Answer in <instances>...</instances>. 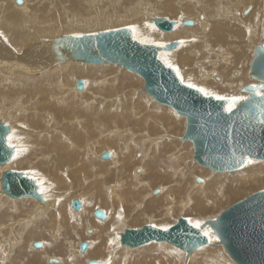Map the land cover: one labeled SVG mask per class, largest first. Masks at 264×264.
<instances>
[{
  "label": "rangeland",
  "instance_id": "rangeland-1",
  "mask_svg": "<svg viewBox=\"0 0 264 264\" xmlns=\"http://www.w3.org/2000/svg\"><path fill=\"white\" fill-rule=\"evenodd\" d=\"M38 1L33 0L32 2L31 0V7L36 9L35 12L38 10L34 12L35 14L42 15L43 13L44 16H40L41 19H39L42 20L41 24L47 21L46 24L41 25L42 28L38 27V31L43 33V36L39 38L41 40L42 37L47 40L56 35L60 39L62 33H65L64 35L68 33L87 35L123 27L136 29V22L140 20L141 13L137 12L134 7L132 11H128L127 8L131 7L134 2L143 4L148 8L149 13H153L152 16L158 15L177 22L172 32H164L156 27L149 15L143 17L146 25L152 28L149 36L151 38L162 36L160 40L143 41L153 42L162 47L173 41L182 42L176 51L177 58L173 57L177 61L169 57L171 51L176 48L171 50L163 48L160 58L164 62L167 60L171 63L175 71L179 69L178 76L186 85L191 83L195 85L192 88H204L215 95L229 98L234 97L232 92L234 83H236V88H244L245 93L248 91L246 94L249 95L244 94L243 96L246 99L250 98L251 94L262 91L260 86L264 85V82L252 76L251 66L257 55L256 48L262 41L261 36L264 35V0L259 2L255 0L256 6L251 14L252 9L248 13H240L249 3L247 0H169L167 2H171L175 8L177 14L175 17L166 13H158L160 9L163 10L165 0H122L115 5H111L110 0H95L94 2H91L93 0H76L77 2L72 0L75 3L71 0ZM13 2L15 3V0H5V5L4 2H0V7L6 10L0 13V16L3 14L0 20V33H2L0 51L7 57L15 58V62H20L24 66V61H27L25 52L30 49L39 51L41 48L33 46L32 42L38 38L35 36L32 39L34 31L30 34L25 33L21 23H15L9 18V13L12 10L14 12L22 4ZM90 3H94V6H90ZM57 4L64 8L65 4L67 7L71 5L65 9H70L71 14L75 11L78 19L71 22L75 27L69 26L66 20L63 24L58 21L60 26L55 25L57 24L54 20L55 15L58 20H63L67 16H65L66 10L58 7ZM44 12L49 13L47 15ZM51 12H53L52 15ZM185 18L196 19L198 25L195 27L196 24L192 26L183 24L182 20ZM232 18H234L232 22L225 21V19ZM111 20L117 22L114 23ZM200 21L211 25L208 31L203 29ZM225 23L248 25L243 35L246 42L242 43V49L246 52L243 60L246 61V65L244 66L235 62L238 48L234 46H242L238 41L240 37L238 32L231 30L228 34L232 40L224 44L216 41L215 34L212 36L209 33L212 26H224ZM253 31L256 32L257 39L252 35ZM137 39L142 42V39ZM50 56L51 54L44 56L47 59H44L42 66L46 68L38 70L40 72L37 71L38 73L32 76L23 73L24 69L21 68L23 66H20V71H17L5 69L3 65H0V121L13 127L8 133L9 142L18 151L16 157H13L5 166H0V177L6 169L24 171L29 176H35L40 187L46 190L48 197L42 196L45 202L42 204L44 206L50 204L49 207L45 206V210H41V203L33 197L12 198L1 192L0 182V199L4 202L0 206V212L6 216L9 214L8 218H4L3 221L0 217L2 221L0 225V264H27L28 259H33L34 255L38 256L34 251L44 248L49 254L38 256L42 261L37 264H56L50 261L54 256L61 257L60 264H64V257H72L70 248L77 250L79 240L90 239L94 242L101 240L102 235L99 237L96 225L91 226L85 221L82 222L86 218L102 222V219L94 215L97 207L104 211H114L112 204L119 206L117 215L122 216L119 230L123 232L127 228L138 229L148 224L169 228L180 217L188 218L190 221L202 218L204 222L217 219L234 203L254 192L264 190V160L249 158L245 165L228 172H214L200 165L193 156L195 153L193 142L183 139L187 128V118L171 106L158 104L143 90L145 81L138 73L116 64H90L65 60L66 55L62 56V53L56 59H51ZM42 60L40 58V61ZM37 61L39 59L33 60V62ZM9 62H11L10 59ZM242 67L245 68L246 73L243 72ZM240 73L245 74L240 76ZM217 75L221 77L219 81L215 79ZM31 77L40 80L39 84L36 86L35 84L33 86L21 84L31 82ZM79 79L84 80V87L90 91V94H87L86 90L82 93L72 90ZM97 81L99 84H96ZM15 82H17L16 85H14ZM253 86H256L255 89ZM239 91L242 92V90ZM235 96L241 97L237 93ZM240 102L242 101L238 100V103ZM99 112L101 117L98 116ZM85 115L90 116L86 117L88 121ZM99 120L103 124L97 125ZM148 133L151 136L163 138L159 145L152 141H145ZM84 149L85 153L81 151L84 156L82 164H72L73 153ZM108 149L114 151L115 158L101 159L100 153ZM159 161H164L168 168L158 165ZM136 167L141 168L139 172L136 171ZM230 172H233L232 176L225 177V174ZM99 173L110 176L111 181L102 183L98 176ZM195 175L197 178L205 177L209 181L205 188L194 186L199 183L197 178L193 180ZM148 184L150 188L147 187ZM160 185L166 192L164 196L158 195L162 192L158 188ZM152 188L158 191L154 195L151 193ZM210 188L212 191L209 193ZM147 194L148 198L143 201ZM115 196L120 199L113 200ZM171 196H174L179 203L190 197L188 210L190 214L180 213L176 209L174 216L165 220L166 223L162 225L156 221L151 223V213L158 218L160 216L167 218L168 215L163 212V205ZM98 197L103 198L93 204L95 198ZM49 198H57L58 203L62 200V205L51 207ZM76 198L80 201L83 199L89 204L86 206L88 211L84 218L79 217L80 214L75 216L79 210H75L70 205V200ZM141 202L143 207L138 209L137 206ZM24 204H33V206L26 207ZM153 208H155L154 212ZM71 212L74 216L69 217L71 223L68 224L65 217ZM3 223L5 225H2ZM86 227L87 229L93 228L94 233L86 232V234ZM209 230L211 234L218 237L210 226L206 227L204 232ZM117 231L113 230L110 233L111 229H107L106 232L109 234L105 233L103 236L109 238L107 239L108 250L101 252L96 250L93 254L89 251L85 257L96 258L93 260L102 257L104 258L103 264H110L111 257L114 255L117 258L116 264H147L146 259H150L152 255L155 257L154 264H165L166 254L162 249L147 252L149 246L162 244L169 247L170 255L175 254L179 257L180 262L176 264L185 263L187 251L172 244L169 245L167 242L152 241L153 243L136 248H126L125 245L121 247ZM78 233L80 236H77ZM38 241H42L43 244L35 247L33 242ZM55 242H62L65 246L58 245L56 248L54 247ZM219 242V237L210 239L212 245L207 244L194 250L190 254L188 263L237 264L229 256L224 245ZM215 243L217 245H214ZM144 247L148 248L142 249ZM112 250L114 252L110 255ZM136 251L142 254L133 256L132 253ZM49 256L51 257L48 260ZM85 257H78L79 261L75 260L73 264H86Z\"/></svg>",
  "mask_w": 264,
  "mask_h": 264
},
{
  "label": "water",
  "instance_id": "water-1",
  "mask_svg": "<svg viewBox=\"0 0 264 264\" xmlns=\"http://www.w3.org/2000/svg\"><path fill=\"white\" fill-rule=\"evenodd\" d=\"M22 2L15 0L16 4ZM152 21L164 32H172L177 25L176 21L166 17H154ZM192 21L185 19L183 23L192 25ZM60 41L66 49L65 60L116 64L138 73L145 81L143 90L158 104L171 106L187 118L183 139L193 142L194 159L200 165L214 172H228L245 165L248 158L264 160V97L252 94L228 112L225 108L229 100H217L215 96L204 95L198 89L188 87L175 69L168 67L160 58L161 50L174 49L176 41L163 47L143 43L136 38L133 28L127 27L87 35L68 34L60 37ZM256 53L251 74L264 82V50L258 46ZM83 87L84 80H77L76 88ZM10 130V124L0 121V166H5L16 151L7 142ZM110 156L109 151L101 154L104 159ZM0 182L1 192L12 198L34 197L45 203L39 192L40 184L27 172L6 169ZM71 206L79 210L82 202L78 198L73 199ZM94 215L106 219L103 209H95ZM189 221L180 217L166 231L151 224L138 229L127 228L121 234V243L136 248L152 241L167 242L187 251L184 263L187 264L194 250L211 244L210 237L204 235L205 228L210 226L237 264H264V190L234 203L217 219H209L199 228L193 227ZM88 244V241L81 242V253ZM34 245L39 247L40 243ZM50 261L58 262V259ZM89 264L100 263L90 260Z\"/></svg>",
  "mask_w": 264,
  "mask_h": 264
},
{
  "label": "bare ground",
  "instance_id": "bare-ground-1",
  "mask_svg": "<svg viewBox=\"0 0 264 264\" xmlns=\"http://www.w3.org/2000/svg\"><path fill=\"white\" fill-rule=\"evenodd\" d=\"M10 1V0H9ZM23 2H22V4L21 5H17V6H15V8L17 7V9L15 10L14 8V12H13V10H12V12H11V10H10V12L11 13H9V18H11L12 20H14V22L16 23H21V26L23 27V30L25 31V33H27V34H30L32 31H34L35 32V34H34V36L32 37V39L35 37V36H38V38L35 40V41H33L32 43L34 44L33 46H40V50L39 51H37V49H35V50H33V49H30L29 51H26L25 52V58H26V60L27 61H24V66L23 65H21V63L20 62H15L16 61V59L15 58H10V57H7V56H5L1 51H0V65H3V68H5V69H8V70H11V69H15V70H17V71H20V66H23V67H21V68H23L24 70H22L23 71V73H26V74H28V75H31L32 76V74H36V73H38V72H40V71H38V70H42V69H45L46 68V66H42V64H43V62H44V59H47V58H44V56L46 55V54H51V56H50V58L51 59H56L57 58V56H59L61 53H62V56H64V55H66V49L64 48V46H59V45H62V41H60V39H58V37H56V36H58V35H56L55 37H53L52 36V38L50 37V39H43V37H42V40L41 39H39L41 36H43V33L41 32V31H38V27H41V25L43 24H46V22L47 21H45V23L43 22L42 24H41V22H42V20L40 21L39 19H41L40 18V16H44L43 15V13H42V15H40L39 13H37V14H35L36 12H35V10H34V8H32L31 7V4H32V2H33V0H32V2H31V0H22ZM35 2H36V0H34ZM40 1V0H39ZM38 1V2H39ZM58 1V0H57ZM60 1H63V0H60ZM59 1V2H60ZM70 1V0H69ZM76 1V0H75ZM95 0H93V1H91V2H94ZM120 1H122V0H113V2H111V0H110V3H111V5H115V3H120ZM139 1H141V0H139ZM167 1H169V0H165L164 2H163V5H164V8H163V10H159L158 11V13H160V14H168V15H170V16H173V17H175V16H177V14H176V12H175V8L173 7V5H172V3L171 2H167ZM249 3H247L246 5H245V7L242 9V11H240V13L242 12V13H248V11H250V9H252L251 11H250V14L254 11V9H255V6H256V2H255V0H247ZM258 2L259 1H262V0H257ZM0 2H4V5H5V0L3 1V0H0ZM7 2V1H6ZM40 2H42V1H40ZM51 2H54L53 0H51ZM58 2V3H59ZM71 2H73V3H75L74 1H72L71 0ZM77 2V1H76ZM166 2V3H165ZM1 3V4H2ZM14 3V2H13ZM49 3V2H48ZM66 3V2H65ZM109 3V4H110ZM6 4H8V2L6 3ZM10 4H11V2H10ZM15 4V3H14ZM35 3H33V5H34ZM55 3H53V5H54ZM41 5H43L42 3H41ZM41 5H39V6H41ZM56 5V4H55ZM54 5V7H56ZM67 4H65V8H68V7H71V5L70 6H66ZM73 5V4H72ZM90 6H94V3H90L89 4ZM117 5H119V4H117ZM1 6V5H0ZM14 6V5H13ZM38 6V7H39ZM43 6H45V4L43 5ZM48 6V5H47ZM46 6V7H47ZM51 6H52V4H51ZM57 6L58 7H60L58 4H57ZM92 6V7H93ZM5 7V6H4ZM8 7H9V5H8ZM135 8V10L137 11V12H140L141 13V17L139 18L140 20H138L137 22H136V29H137V32H136V29H135V35H136V37L137 38H140V39H142V42H144V43H150V42H147V41H143V40H160L161 38H162V36H160L159 38H158V36H156L155 38H151V36H149V32H151L152 31V28H151V26L150 25H146V23H145V21H144V19H143V17H146L147 15H149L150 16V18H151V20L153 19L152 17L154 16H152V14L151 13H149V10H148V8L146 7V6H143V4H139L138 2H134V4L131 6V7H129V8H127V10L128 11H132L134 8ZM7 8V7H6ZM5 8V9H6ZM12 8V7H11ZM48 8H49V6H48ZM47 8V9H48ZM60 8H62V9H65L64 8V6H62V7H60ZM8 9H10V8H8ZM28 9H29V13H27L28 12ZM38 9V8H37ZM43 9V8H42ZM58 9V8H57ZM61 9V10H62ZM46 10V9H45ZM59 10V9H58ZM61 10H60V13H61ZM66 10V14H65V16H64V14H63V16L65 17V19H63V20H58L57 18H55L56 17V15L54 16V20H56V23L58 24H55V21H54V24L56 25V26H60L61 24H63L64 23V20H66V23L68 22L69 23V26H74L71 22L72 21H76L77 19H78V17H77V15L73 12V14H71V12H70V9H65ZM4 11H6V10H4L3 9V7H0V13H3ZM42 11V10H41ZM47 11V10H46ZM49 11V10H48ZM55 11V10H54ZM63 11V10H62ZM35 12V13H34ZM27 13V14H26ZM45 13V12H44ZM49 13V12H48ZM48 13L46 12L45 14H47L48 15ZM52 13L53 12H51L50 14L52 15ZM58 13V12H57ZM50 14H49V16H50ZM250 14H248V16L250 15ZM2 16H3V14H1ZM7 15H8V13H7ZM59 15V14H58ZM238 15V14H237ZM2 16H0V20H1V17ZM46 16V15H45ZM63 16H61V17H63ZM158 16V15H157ZM157 16H154V17H157ZM159 17V16H158ZM239 17V16H238ZM46 18V17H45ZM50 18V17H49ZM53 18V17H52ZM47 19H48V16H47ZM185 19H192V18H185ZM185 19H183L182 20V23H183V21L185 20ZM85 20H87V19H85ZM193 20V19H192ZM234 20V18H232V19H225V21H227V22H232ZM50 22H51V20H49ZM48 21V22H49ZM58 21H61L62 23L60 24ZM110 20H108V22H109ZM111 21H113L114 23H116L117 21L116 20H111ZM193 24L192 25H195V27L198 25V23H197V21H196V19H194L193 21ZM151 23H153L152 21H151ZM248 23V22H247ZM24 24V25H23ZM184 24V23H183ZM200 24H201V26L203 27V29L204 30H207L208 31V29H209V27L211 26L210 24H208V23H205L204 21H200ZM49 25V24H48ZM192 25H189V26H192ZM246 26H248L247 24H240V25H238V24H227V23H225L224 24V26H212L211 28H210V30H209V33H210V35H212L213 36V34H215V39H216V41L217 42H222L223 44L224 43H227V42H229V41H231L232 39H230V36H229V32H231V30H234V31H236V32H238L239 33V35H240V37L238 38V41L240 42V44H244L245 42H246V40L244 39V32H245V28H246ZM44 27V26H43ZM75 27V26H74ZM77 27V26H76ZM42 28V27H41ZM77 29V28H76ZM178 31V30H177ZM176 31V32H177ZM65 34V33H64ZM63 33L60 35L61 37H64V36H66V35H64ZM68 34H70V33H68ZM82 35H84V34H82ZM151 35H153V34H151ZM252 35H254V37H255V39H257L258 37H257V35H256V32H252ZM153 37V36H152ZM261 39H262V41L259 43V46L264 50V35L263 36H261ZM250 41H253L252 39H250ZM177 42V46L175 47L176 49H174L173 51H171L172 53H170L169 54V57L171 58V60H173V61H177V60H175L176 58H177V50L180 48V44L182 43L181 41H179V40H177L176 41ZM151 43H153V42H151ZM243 44H242V46H234V48H238L237 49V55H235V62H236V64H240V65H246V61H243L244 60V55H246V52L242 49L243 48ZM47 48H46V47ZM220 46V45H219ZM64 49V50H63ZM249 50V49H248ZM192 55H194V54H192ZM39 56H41L40 58H42L43 60L42 61H40V58H39ZM175 59H174V58ZM9 59H10V61L11 62H9ZM36 59H39V61H37V62H33V60H36ZM185 61V60H184ZM233 62V65H234V61H232ZM199 63H200V61H199ZM243 63V64H242ZM197 64V63H196ZM35 66V67H34ZM235 66V65H234ZM41 67V68H40ZM243 68V67H242ZM243 70V72H245V68H243L242 69ZM38 71V72H37ZM246 73V72H245ZM245 73H240V76L242 75V74H245ZM220 76H215V79H217L218 81L220 80ZM237 79V78H236ZM202 80H204V79H202ZM39 82H40V80L38 81L35 77L32 79V77H31V82H23V83H21V84H26V85H31V86H33L34 84H35V86L36 85H38L39 84ZM14 84V83H13ZM17 84V82H15V84L14 85H16ZM96 84H99V81H97V83ZM75 85V87H74V89H72V90H74V92H77V93H82V92H84L85 90H86V88L84 87V89L82 88V89H77L76 88V84H74ZM84 85H85V83H84ZM249 88V87H248ZM247 88V89H248ZM232 92H233V95H234V97H237V96H235V93H237L238 95H240L241 97H243L244 96V94H246L245 93V89L244 88H236V83H234L233 84V87H232ZM246 89V90H247ZM30 90V89H29ZM239 90H242V92H240ZM86 92H87V94H90V91L89 90H86ZM254 94H257V93H254ZM246 95H249V94H246ZM252 95V94H251ZM258 95V94H257ZM239 101H244V100H239ZM239 103H238V101H237V103H236V106L238 105ZM235 106V107H236ZM234 107V108H235ZM82 113H84V111H82ZM99 117H101V113L99 112V115H98ZM85 117V119H86V117H90L89 115H85L84 116ZM87 120V119H86ZM88 121V120H87ZM99 123L100 124H103L100 120L99 121H97V125H99ZM86 125H88V123H85ZM101 126V125H100ZM12 129H13V127L11 126V130L10 131H12ZM132 133V132H131ZM103 135V134H102ZM9 138H10V135L8 136L7 135V142H8V145H10V146H12V147H14L9 141ZM163 138L161 137V136H158V137H155V136H151L149 133H148V135H147V138L145 139V141H152L153 143H157V145H159V142L162 140ZM169 144V143H168ZM166 147H167V145H166ZM169 147V146H168ZM15 148V150L17 149L16 147H14ZM81 151H84V153L86 152L85 151V149L84 150H77V152L75 151L74 153H73V155H72V164H76V165H80V164H82V161H83V158H84V156H83V152H81ZM107 151H109L110 152V157L108 158V159H111V158H115V155H114V151L113 150H111V149H108ZM17 150L15 151V154H14V157H16V155H17ZM103 152H101L100 153V158L102 159V157H101V154H102ZM195 154V153H194ZM186 155V154H185ZM194 156V155H193ZM192 156V157H193ZM13 159V158H12ZM11 159V160H12ZM104 159V158H103ZM249 159V158H248ZM10 160V161H11ZM107 160V159H106ZM192 161H193V158H192ZM103 162V161H102ZM158 165H163L164 167H166L167 166V164L166 163H164V161H159V163H158ZM263 166H264V164H263ZM2 167V166H1ZM166 168H168V166L166 167ZM140 167H136V171H140ZM78 172H80V171H78ZM232 173L233 172H230V173H227V174H225V177H229V176H232ZM99 178H100V181L102 182V183H104L105 181L106 182H108V181H111V177L110 176H108V175H106V174H104V173H99ZM196 175H195V178L193 179V180H196ZM201 178V179H200ZM198 177L197 178V180L199 181V183H197V184H194V186L196 187V186H199V187H202V188H205L206 187V185H207V183H209V181H207V179L205 178V177ZM202 180V181H201ZM87 181V180H86ZM197 181V182H198ZM201 181V182H200ZM46 185H48V187H49V184L47 183ZM45 185V186H46ZM147 187H149L150 188V186H149V184L147 185ZM194 187V188H195ZM158 188H160V194H158L159 196L162 194V196H164L165 195V190H163L164 188H162V186L160 185V187H158ZM212 191V189L210 188V190H208V192L210 193ZM39 192L42 194V192H41V187H40V189H39ZM151 193H153V195L155 194V191H154V188H152V190H151ZM47 194H46V190L44 189V192H43V195L42 196H45V198H48L47 196H46ZM60 196V195H59ZM23 198H25V197H23ZM100 198H103V197H98V198H95V200H94V203L93 204H96V203H98L99 201H101V199ZM148 198V194L143 198V201L144 200H146ZM33 199H35L34 197H33ZM120 198L118 197V196H115V198L113 199V200H119ZM49 201H51V207H53L54 205H62V200H61V202L60 203H58L56 200H57V198H49L48 199ZM92 200V199H91ZM70 202L72 203V199L70 200ZM82 207L79 209V212H76L77 214L75 215V216H78L79 214V217H85V214H86V212L88 211L87 210V208H86V206H89V204L85 201H83V199H82ZM166 202V201H165ZM103 203H104V201H103ZM2 204H4V202H3V200L2 199H0V206H2ZM24 205H26V207H30V206H33V204H24ZM49 205L50 204H46L45 206H47V207H49ZM71 205V204H70ZM143 204H142V202L141 203H139L138 204V206H137V208L138 209H140L141 207H143L142 206ZM44 206V204H42L41 203V210H45L46 209V207ZM56 206V207H57ZM59 206V207H60ZM189 206H190V197L189 198H187V200H184L182 203H179V201L174 197V196H171L170 198H169V200H168V202H166L164 205H163V212H165L166 213V215H168L167 216V218L166 217H164V216H160V218H158V217H155L154 216V214L153 213H151L150 215H151V223H153V222H158V224L159 225H162L163 223H166V221L165 220H168V219H170L171 217H173L174 216V214H175V211H176V209H178L179 211H180V213H187L188 212V210H189ZM56 207H54V208H56ZM110 207V206H109ZM98 208V207H97ZM97 208H95V209H97ZM82 209V210H81ZM112 209H114V211H112V210H108V211H105V213H106V216H107V219H105V220H103L102 222H98V221H96V220H94V219H87L86 218V220H81L82 222H84L85 221V223L88 225H91V226H94V225H96L95 227L98 229V234H100L99 235V237H101V235H102V238H101V240H99V242H94V241H90V239H81V240H79V243H78V248H77V250L76 249H71L70 248V251L72 252V257L71 258H69V256L68 257H64L65 259H63L64 260V264H73L74 262H75V260L76 261H79V260H77L78 259V257H80V256H82V257H85V256H87L88 255V253H89V251L91 252V254H93L96 250H98V252H101V251H106V250H108V247H107V245L109 244L108 242H107V239H109V238H104L103 236L105 235V233H108L109 234V232H106L107 231V229L108 230H110L111 229V232L110 233H112L113 232V230L116 232L117 230H119V226H120V224H121V222H122V216L119 214V216L117 215L118 214V211H119V206H117V205H115V204H112ZM51 210V209H50ZM81 210V211H80ZM118 210V211H117ZM154 210H155V208H153V212H154ZM1 211V210H0ZM35 211H36V209H35ZM185 211V212H184ZM3 212V211H2ZM164 213V214H165ZM189 214H190V211L188 212ZM74 216V214H73V212H71L70 214H68L66 217H65V219L67 220V223L68 224H70L71 223V219L69 220V217L70 216ZM162 215V214H161ZM165 215V216H166ZM8 216H9V214L6 216L4 213H1L0 212V217L1 218H3L2 219V221L4 220V218H8ZM114 216H116L117 218H115ZM150 218V217H149ZM148 218V219H149ZM50 220H51V218H50ZM2 221H1V219H0V225H1V223H2ZM128 221V220H127ZM199 221H201L202 222V224L204 223V220L202 219V218H199ZM124 222V221H123ZM148 223H150V222H148ZM92 224H94V225H92ZM2 225H5L4 223L2 224ZM154 225V224H153ZM155 226H157V225H155ZM88 227V226H87ZM87 227L85 228V233L86 232H91V233H94V229L93 228H88L87 229ZM4 228V227H3ZM113 229V230H112ZM69 230H71V229H69ZM96 233V232H95ZM123 233V231L122 230H119V231H117V235H118V239H119V241L121 242V234ZM38 234V233H37ZM87 234V233H86ZM67 235V234H66ZM77 236H80V233H78L77 234ZM90 236V235H89ZM96 236V235H95ZM71 237V236H70ZM98 237V238H99ZM96 239H97V237H96ZM83 241H88V247H87V249L84 251V253H81L80 252V244H81V242H83ZM109 241V240H108ZM39 243H40V246L43 244V242L42 241H38ZM92 242H93V244H92ZM34 243H36V242H33V245H34ZM69 243H70V241H69ZM151 243H153V242H151ZM120 244V246L122 245L121 243H119ZM58 245H61V247L62 246H65L62 242H55L54 243V247H56L57 248V246ZM169 245H171V244H169ZM39 246V247H40ZM122 247V246H121ZM125 247L126 248H132V247H129V246H127V245H125ZM50 249H53V248H51V247H49ZM146 248H148V247H144V248H142V249H146ZM159 249H162L163 250V252L166 254V256H165V258H164V262H165V264H176V263H178V262H180V260H179V257H177L175 254H173V255H170V252H169V247L168 246H163L162 244H160L159 246L158 245H151V246H149V248H148V250H147V252L148 251H150V250H153V252L154 251H157V250H159ZM35 252V254H37L39 257H41V255L42 254H45V255H48L49 253L46 251V249L44 248V249H41V250H37V251H34ZM97 252V253H98ZM113 252H114V250H112L111 252H110V255H112L113 254ZM134 254H136V256H139V255H141L142 254V252H140V251H136L135 253H132V255L134 256ZM38 256H36V255H34V258L33 259H28L27 261V264H37L38 262H40V261H42V260H40L41 258H38ZM76 256H78V257H76ZM113 257H111V259H112V262L110 263V264H116V256H114V255H112ZM132 256V257H133ZM51 256H49L48 257V260H49V258H50ZM74 257H76V258H74ZM54 258H56V259H58V262H53V263H56V264H60V262H61V257H56V256H54V257H52L51 259H54ZM86 258V257H85ZM137 258V257H136ZM143 258V257H142ZM150 259H146V263L147 264H154V262H155V257L154 256H150L149 257ZM71 259V260H70ZM93 259H96V258H86L85 259V263L86 264H89V261L90 260H93ZM103 259L104 258H102L101 257V259H98V260H96V261H98L100 264H103ZM134 260V259H133ZM122 261H124V260H122ZM138 261V260H137ZM136 262V261H135ZM140 262V261H139ZM185 262V261H184ZM187 264H196V263H187Z\"/></svg>",
  "mask_w": 264,
  "mask_h": 264
},
{
  "label": "snow or ice",
  "instance_id": "snow-or-ice-1",
  "mask_svg": "<svg viewBox=\"0 0 264 264\" xmlns=\"http://www.w3.org/2000/svg\"><path fill=\"white\" fill-rule=\"evenodd\" d=\"M133 31H135V29H133ZM0 35H2V33H0ZM165 63L167 64L168 67H173V65L171 63H169L167 60H165ZM177 71V75H179V69H176ZM188 87H195V85L189 83ZM256 86H253V88L255 89ZM260 88L262 89V91H259L257 94L261 95L262 97H264V85H261ZM198 91L202 92L205 95L208 96H213L215 95L214 93H211L209 91H207L204 88H199ZM215 98L217 100H229V103L227 105V107L225 108L226 111L231 112L232 109L236 106V103L238 100H244L246 99V97H224V96H219V95H215ZM249 163H251V161H249ZM33 178H35V176H33ZM44 189L43 187H41V192H43ZM189 223H191L193 225V227L199 228L201 226V221L197 220V221H189ZM164 230H167V226H164ZM205 236H209L210 239H216L218 237H215L213 234H211L210 230L209 231H205L204 232Z\"/></svg>",
  "mask_w": 264,
  "mask_h": 264
}]
</instances>
